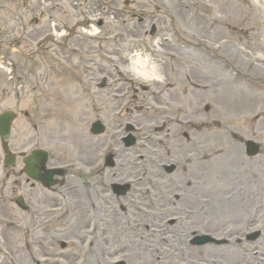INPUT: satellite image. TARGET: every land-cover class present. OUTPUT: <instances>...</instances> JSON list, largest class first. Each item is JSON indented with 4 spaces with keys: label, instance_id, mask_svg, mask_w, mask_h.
I'll list each match as a JSON object with an SVG mask.
<instances>
[{
    "label": "rangeland",
    "instance_id": "rangeland-1",
    "mask_svg": "<svg viewBox=\"0 0 264 264\" xmlns=\"http://www.w3.org/2000/svg\"><path fill=\"white\" fill-rule=\"evenodd\" d=\"M25 3H28L32 8L37 7L35 3L32 0H0V33L4 32V27L11 28L12 25L15 26L16 31L21 33V28L19 30L17 29L16 23L19 25V22H17V16H22V12L24 8ZM244 5L242 4L239 8V10H232L233 12V18L237 23L241 24V27L243 28V32L241 37L238 40H233L232 42H228L229 47H225V52L231 53L229 50H234V51H240L239 53L242 54L243 56L250 55L246 53L247 51L249 52H254L258 51L259 54L257 58L254 61H257L260 57L262 56V53L264 51V46L262 42V34H264V0H258V5L254 3V0H244L243 1ZM248 3V4H246ZM69 9V8H68ZM28 18V17H27ZM27 18L26 20L24 19L22 22L27 26ZM37 18L39 19V24H37L38 21L35 20V25L32 26V30H36V36L40 35V26L44 24V18L43 15H38ZM124 18V17H123ZM125 19V18H124ZM127 20V19H126ZM232 23V22H231ZM127 22L123 25L126 26ZM120 26V25H118ZM114 26L115 29H119L121 27ZM122 27V28H123ZM132 27V24L130 26H127V28ZM146 28L143 27V30ZM147 31V30H146ZM108 30H105L102 32V34H108ZM227 33H229L227 31ZM232 33V32H230ZM229 33V34H230ZM1 38L5 39L6 37L2 36ZM237 48H236V47ZM7 45L2 46V51L5 52ZM36 45H29L25 41H21L19 44V50L24 53V55L31 54L32 57H25L23 60L21 58L20 61V66H19V71L20 74L23 75V86L21 85L22 88H20L18 92V106H15L12 97L15 99V96H13L10 93V90L8 89L9 85L6 82L5 74H2L0 72V86L2 87L0 90V105L2 106V109H13L17 113H20L21 110H27L30 113L36 114L40 116V118H45V114L47 113L45 107L46 104L43 101V99L49 97L51 95V90H47V87L43 84L46 83V81L49 80V76H52V73H49L47 64H46V59L45 55L43 54V50L40 52H36ZM36 52V53H35ZM37 54V56L35 55ZM16 59V58H15ZM243 66L245 71H255L258 72L261 67L254 66L253 64H250L249 62L243 61V63L240 64ZM32 70V71H28ZM35 71L37 74L32 77L30 74ZM38 76H46V80H39ZM71 79L69 78V81ZM74 79L71 80L72 83V88L76 89L77 86L75 84ZM58 82V79H57ZM53 83V81H52ZM81 88V85H79ZM57 88V87H56ZM78 88V89H80ZM53 93L57 92L54 91V88H52ZM72 91L67 90V101L70 99L73 103L68 105V112L67 114L68 119H70V122L73 121L74 126H75V117L77 115H82L83 110L89 111L90 104L84 103L81 98L79 97L78 94H72ZM221 94H226L228 95L227 92H223ZM223 98L221 97H216L215 100L217 102V105H220L221 101ZM238 99H241V102L244 104L245 103V98H241L240 96H237V99L234 100V103H238ZM94 109L99 108V101L96 99L92 100ZM231 101L224 103L226 109L228 111H233V112H251V114H255L259 112L260 114L264 111V96L260 95V98H257L253 100V105H250V108H233L232 110L229 109V104ZM252 103V101H251ZM252 106V107H251ZM258 106V111L253 110L254 107ZM36 109V110H34ZM50 118H52V113L50 112ZM226 114V112H225ZM20 119V115H18ZM92 118V116H90ZM219 123V126L222 127L223 123H221L218 119H216ZM44 124L43 121L36 122V124ZM46 124H49L46 122ZM76 128V133L78 132L77 127ZM260 128V139L259 141L261 142V146L264 151V125L260 123L259 125ZM50 129V128H49ZM60 129V126L58 130ZM208 131V129H207ZM65 133L67 134L66 130ZM75 133V134H76ZM231 139H226L225 143L227 146H230L231 144ZM258 141V140H257ZM139 152L132 153L131 157H127L126 159H130L131 161H137L136 154ZM211 154L210 157H207V161H199L197 160L196 162H200L201 166H199V170L193 169L194 172H197L193 177L194 180L199 181V178H207V183L211 180L219 182L221 179V170H222V165L223 162L221 161V156L217 153H219V149L215 150H208L207 151V156ZM60 155V153L58 152ZM183 155V153L181 154ZM177 157V154L175 155ZM260 161V166H258L257 170L259 172H262V165H264V160H259ZM182 168L185 167L186 165H181ZM227 166V163H226ZM236 166L228 167L227 170L228 172L234 171ZM220 177V178H219ZM260 181H264V173H261L260 175ZM217 185V184H216ZM234 185L237 186V183L234 181ZM221 187V186H220ZM262 190L261 184L257 186V189ZM211 189V188H210ZM218 188L212 190L214 192H207V219L211 220V224H207L206 227H203L201 225L202 230L201 231H207V232H213L217 236L223 235V234H235L239 232L241 229L240 226H233V221L230 219H233L235 216H237L238 213L242 215H246L245 218L251 219L253 215V204H252V199H241V196H238L239 189L237 188V191L235 192V197L233 199L228 198L225 196L229 191L221 192L217 191ZM213 198V199H212ZM258 199L260 202V208L258 210V213L262 215V212H264V195L261 192L258 195ZM254 200H256V197H254ZM125 207H127L126 202H120ZM131 205V208L127 213L125 214L124 222L126 224V230L132 232V239H135L138 237L140 234L143 232L140 231L139 233H136L134 229L139 228L140 226H146L149 225V222L153 219H146L142 214L136 215L137 212L142 211V209L138 205V201L132 200L128 202ZM216 206V209H213L211 211V207ZM218 203V204H217ZM221 211H226L225 213H221ZM129 217V219H128ZM110 218L114 219L111 220L113 223L116 222V225L119 224L121 227H123L122 223L120 222V219L114 215L111 214ZM203 218H200V220ZM241 219V218H240ZM261 220V218H259ZM131 222V223H130ZM223 223V224H222ZM111 222L107 224L105 228V234L106 232H110V228L112 227ZM222 224V225H221ZM10 236V235H7ZM170 239H174L172 236ZM261 242L260 246L262 247V252L264 254V234L261 237ZM11 242V239L9 240ZM122 242V240H117V245H119ZM116 243V241H115ZM164 243L162 241H159L155 243L153 246L155 247V250L157 251L155 254L152 253V250L148 254V252L144 253V249L141 246V244H135L131 245L130 248L131 250H126L124 253L123 260L126 261V264H135L134 262L142 259H147L149 261V264H159L156 259L160 256L166 257V260L169 262V264H173V250L169 248L171 244V240L169 245H166L169 250H163L162 246ZM161 246V248H160ZM164 247V246H163ZM148 248V247H147ZM166 248V247H164ZM146 249V248H145ZM150 250V249H149ZM56 253H59L60 250L55 251ZM148 254V255H147ZM97 256V253L95 252V257ZM119 259H122L121 256H117ZM229 257L230 259H227ZM209 258H214L217 260H221L219 264H239V261H236V257L234 253H231L230 255H227L224 253V251H207V259ZM69 261L74 260L75 258H72L68 256ZM102 260V258H101ZM79 264H108L107 262L104 263V261H97L93 259V254L90 256V258L86 261L80 262Z\"/></svg>",
    "mask_w": 264,
    "mask_h": 264
},
{
    "label": "flooded vegetation",
    "instance_id": "flooded-vegetation-1",
    "mask_svg": "<svg viewBox=\"0 0 264 264\" xmlns=\"http://www.w3.org/2000/svg\"><path fill=\"white\" fill-rule=\"evenodd\" d=\"M33 199H34L35 201H37V198H36V196H33Z\"/></svg>",
    "mask_w": 264,
    "mask_h": 264
}]
</instances>
